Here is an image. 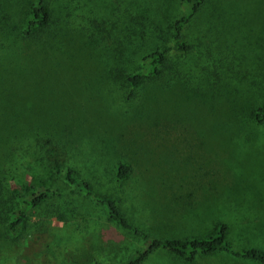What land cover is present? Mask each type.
<instances>
[{
    "label": "rangeland",
    "instance_id": "obj_1",
    "mask_svg": "<svg viewBox=\"0 0 264 264\" xmlns=\"http://www.w3.org/2000/svg\"><path fill=\"white\" fill-rule=\"evenodd\" d=\"M60 1L49 0L54 18L60 14ZM136 1L139 0H73V3L78 4V11L81 5L90 6L92 18L104 20L114 33L122 30L124 33L133 29L126 11ZM34 2L0 0V40L15 42L0 59V124L5 125L16 107H30L33 103L36 109H45L50 101L47 109L52 105L51 114L59 124L57 131L73 137L71 147L84 135L87 139L94 133L119 141L109 158L103 161L104 173L100 171L96 176L99 178L93 177L90 167L76 173L88 181L95 194L116 198L110 168L115 160L128 163L131 175L121 187L120 211L131 225L143 230L151 239L203 238L213 232L216 222H223L229 228L227 239L234 246L264 250V145L249 150L245 158L242 154L232 160L230 167L225 156L219 153L221 148L201 146L200 138L193 135L189 125L175 120H184L187 110L172 109L184 98L179 86L174 89L173 97H169L149 83L140 88L133 99L120 103L126 89L118 86V81L115 87L95 77L98 75L94 64L99 55H104L102 48L85 45L88 53L93 52L88 68L91 74L87 79H83L81 70L79 76L76 75L75 65L82 60L79 50H74L75 55L65 49L62 54L54 51V56L62 60L56 65L45 59L26 63L34 59L33 53L17 37ZM140 2L148 14L158 13L162 25L182 10L181 0ZM185 36L194 47L187 59L190 63L219 66L221 73L240 67L246 72H255L254 77L264 81V0H208L190 21ZM156 43L142 45L139 53ZM171 61L174 62L173 57ZM261 90L264 91V85ZM113 104L123 106L113 107ZM22 180L35 187L24 194L41 190L40 184L65 193L29 211L31 223L42 218L52 226H60L62 218L70 212L78 213L83 206L90 209L83 210L89 216L91 230L73 240L76 250H81L84 238L90 239L91 248L96 252L95 264H122L145 248L144 240L107 222L102 207L60 179H42L40 184L29 177ZM2 196L1 202L5 201ZM1 206L6 208L3 203ZM68 238H55L54 245L66 243ZM14 246L15 243L7 241L0 231V262L4 261L2 250L14 249ZM74 256L73 252L69 254L71 261L80 258ZM141 264L188 263L158 251ZM193 264L249 263L218 253L199 258Z\"/></svg>",
    "mask_w": 264,
    "mask_h": 264
},
{
    "label": "trees",
    "instance_id": "obj_2",
    "mask_svg": "<svg viewBox=\"0 0 264 264\" xmlns=\"http://www.w3.org/2000/svg\"><path fill=\"white\" fill-rule=\"evenodd\" d=\"M140 1L126 11L133 31L114 33L104 20L90 16V6L81 5L78 11V4L73 0H61V15L54 18L49 0H35L17 37L33 53L35 60L26 63L45 59L56 65L62 60L54 56V51L62 54L65 49L75 55L74 50H79L82 60L75 65L76 75L79 76L81 70L83 79H87L91 74L88 68L93 52L88 53L86 46L102 48L104 55H99L94 64L98 76L94 75L111 86L117 87L118 81V86L126 89L120 103L133 99L135 93L149 83L169 97H173L174 89L179 86L184 98L172 109L187 110L184 120H175L189 125L193 135L200 138L201 146L221 148L219 153L225 156L230 167L232 160L242 154L245 158L249 150L264 145V91L261 90L264 81L254 77L255 72L249 73L240 67L221 73L219 66H201L198 62L187 61L194 47L186 39V28L208 0H181V13L166 25L158 20L157 12L148 14ZM149 42L157 43L139 53L140 47ZM14 43L0 40V59ZM40 54L43 57H37ZM51 103L48 101L47 105ZM47 105L45 109H36L33 103L30 107H16L5 125L0 124V231L7 241L15 243L14 249L2 250L5 255L0 264H95L96 252L91 248L90 239L84 238L81 250H76L73 240L91 230L89 216L83 210L88 211V207L83 206L78 213L70 212L62 218L60 226H52L42 218L37 223L30 222L29 211L40 208L53 196L65 194L44 188V184H40L42 179H60L65 185L74 187L102 207L107 222L146 242L142 251L122 264H141L158 251L188 264L218 253L241 263L264 264V250L234 246L227 239L229 228L223 222H216L213 232L203 238L183 239H151L143 230L131 225L119 207L121 187L131 175L128 163L115 160L110 168L116 198L95 194L88 181L76 173L85 167H90L93 177L100 171L104 173L103 161L109 158L119 141L94 133L87 139L84 135L73 148L70 146L73 137L57 131L59 124L51 114L52 105L49 109ZM7 106L8 102L4 108ZM117 106L123 105L113 104ZM83 162L86 163L82 165ZM27 177L37 179L43 188L34 194H24L35 188L23 183L22 179ZM1 195L5 201L1 202ZM1 203L6 208L3 209ZM64 236L69 237L67 242L55 246L54 239ZM72 252L75 258H80L71 261L69 254Z\"/></svg>",
    "mask_w": 264,
    "mask_h": 264
}]
</instances>
